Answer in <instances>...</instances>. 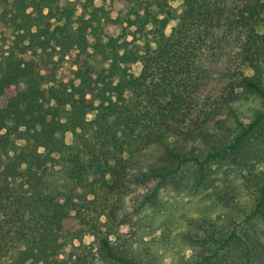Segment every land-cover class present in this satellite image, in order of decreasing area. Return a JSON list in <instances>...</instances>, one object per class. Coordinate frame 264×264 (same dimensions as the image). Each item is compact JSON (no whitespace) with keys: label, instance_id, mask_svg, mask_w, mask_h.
<instances>
[{"label":"trees","instance_id":"obj_1","mask_svg":"<svg viewBox=\"0 0 264 264\" xmlns=\"http://www.w3.org/2000/svg\"><path fill=\"white\" fill-rule=\"evenodd\" d=\"M94 1L0 0V264H264V0Z\"/></svg>","mask_w":264,"mask_h":264},{"label":"rangeland","instance_id":"obj_2","mask_svg":"<svg viewBox=\"0 0 264 264\" xmlns=\"http://www.w3.org/2000/svg\"><path fill=\"white\" fill-rule=\"evenodd\" d=\"M13 1V0H9ZM66 3H70L72 6H74L77 9V14L80 13L81 5L84 3V0H64ZM183 0H175L171 3V6L175 9L176 14H179L181 3ZM221 4H232L235 2H238L239 0H217ZM95 6H102L104 9H106L112 19H115L117 21L116 27L114 28V32L118 33L120 31L121 27L125 26V18H126V11L123 7V5L120 2L117 1H101V0H95L94 1ZM175 22H171L169 26L166 29V32L169 33L172 26H174ZM221 33V32H220ZM219 33V34H220ZM235 33V32H234ZM234 33L229 31H223V33L220 34V38L223 39L221 43L214 44L211 49L206 50V54H204L203 59L206 63L210 64L213 68L219 69V67H222L226 64H235V58H234V50L232 49L234 44L233 35ZM11 38V30L10 29H4L3 32L0 33V53L6 49V45L8 44V41ZM230 40L231 44L229 45L227 40ZM59 76L63 80L71 79L73 76V67L70 65L69 62H64L60 71ZM213 85V83L211 84ZM65 141L66 143L70 144L72 142V137L70 134L65 135ZM158 150H149L141 153L142 158H154L155 155H157ZM65 172L61 167H55L54 171L52 172L51 181L54 184H60L63 181H65ZM84 243H89L91 241V238L86 237L84 238Z\"/></svg>","mask_w":264,"mask_h":264}]
</instances>
